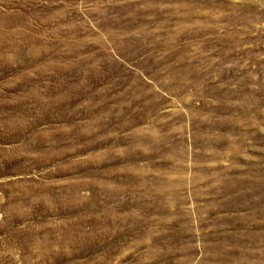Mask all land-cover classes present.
<instances>
[{
  "label": "rangeland",
  "instance_id": "374dc122",
  "mask_svg": "<svg viewBox=\"0 0 264 264\" xmlns=\"http://www.w3.org/2000/svg\"><path fill=\"white\" fill-rule=\"evenodd\" d=\"M263 248L264 0H0V264Z\"/></svg>",
  "mask_w": 264,
  "mask_h": 264
},
{
  "label": "bare ground",
  "instance_id": "6f19581e",
  "mask_svg": "<svg viewBox=\"0 0 264 264\" xmlns=\"http://www.w3.org/2000/svg\"><path fill=\"white\" fill-rule=\"evenodd\" d=\"M258 187V186H257ZM227 189V188H226ZM230 189V188H229ZM241 193V192H240ZM239 195V194H238ZM246 196V195H245ZM243 197V196H242ZM238 198V197H237ZM227 199V198H226ZM239 199H241V198H239ZM246 199V198H245ZM237 200V199H236ZM260 200V199H259ZM238 201V200H237ZM257 202V201H256ZM228 204V203H227ZM241 204H242V202H241ZM240 205V204H239ZM230 206V205H229ZM242 206V205H241ZM245 206V205H244ZM249 207V206H248ZM227 208H230V207H227ZM241 208V207H240ZM238 209V208H237ZM246 209V208H245ZM241 210V209H240ZM232 211V210H231ZM230 211V212H231ZM238 211H239V209H238ZM243 211V210H242ZM228 212V211H227ZM228 233V232H227ZM231 234V233H230ZM226 235V234H225ZM228 235V234H227ZM229 236V235H228ZM233 236V235H232ZM236 237V236H235ZM234 237V238H235ZM238 237V236H237ZM240 237V236H239ZM243 239V238H242ZM237 240V239H236ZM240 241V240H239ZM245 243V242H244ZM251 244V243H250ZM243 245V244H242ZM244 246V245H243ZM245 247V246H244ZM250 248V247H249ZM264 249V248H263Z\"/></svg>",
  "mask_w": 264,
  "mask_h": 264
}]
</instances>
